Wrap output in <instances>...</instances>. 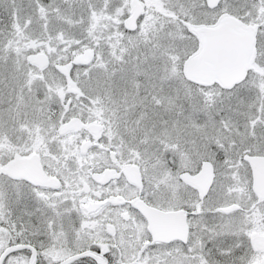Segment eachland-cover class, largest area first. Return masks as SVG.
<instances>
[{
  "label": "snow or ice",
  "instance_id": "obj_1",
  "mask_svg": "<svg viewBox=\"0 0 264 264\" xmlns=\"http://www.w3.org/2000/svg\"><path fill=\"white\" fill-rule=\"evenodd\" d=\"M0 264H264V0H0Z\"/></svg>",
  "mask_w": 264,
  "mask_h": 264
}]
</instances>
